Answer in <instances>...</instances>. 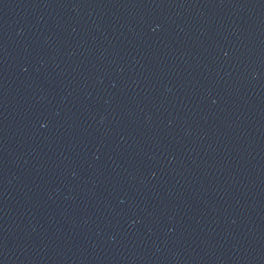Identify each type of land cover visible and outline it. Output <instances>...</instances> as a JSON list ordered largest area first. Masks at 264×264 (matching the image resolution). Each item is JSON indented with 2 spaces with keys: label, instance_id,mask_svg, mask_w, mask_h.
<instances>
[{
  "label": "water",
  "instance_id": "95a60500",
  "mask_svg": "<svg viewBox=\"0 0 264 264\" xmlns=\"http://www.w3.org/2000/svg\"><path fill=\"white\" fill-rule=\"evenodd\" d=\"M0 264H264V0H0Z\"/></svg>",
  "mask_w": 264,
  "mask_h": 264
}]
</instances>
